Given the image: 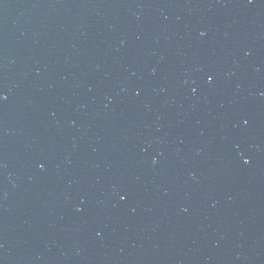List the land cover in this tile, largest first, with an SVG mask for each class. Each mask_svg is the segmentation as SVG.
I'll return each instance as SVG.
<instances>
[{
    "label": "water",
    "instance_id": "1",
    "mask_svg": "<svg viewBox=\"0 0 264 264\" xmlns=\"http://www.w3.org/2000/svg\"><path fill=\"white\" fill-rule=\"evenodd\" d=\"M0 264H264V0H0Z\"/></svg>",
    "mask_w": 264,
    "mask_h": 264
}]
</instances>
